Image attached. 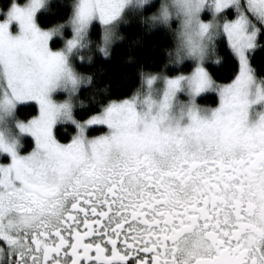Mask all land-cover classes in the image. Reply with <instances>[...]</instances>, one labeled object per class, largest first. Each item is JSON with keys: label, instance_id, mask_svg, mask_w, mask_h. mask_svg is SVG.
<instances>
[{"label": "snow or ice", "instance_id": "1", "mask_svg": "<svg viewBox=\"0 0 264 264\" xmlns=\"http://www.w3.org/2000/svg\"><path fill=\"white\" fill-rule=\"evenodd\" d=\"M147 3L72 0L66 24L50 29L38 23L47 0L0 9V264H264V74L252 63L264 0L160 4L150 25L180 19L170 56L192 71L141 73L130 96L73 116L74 94L92 79L74 61L91 60L82 51L93 45L109 57L116 29ZM65 26L70 38L50 47ZM221 38L235 64L222 84L205 66L221 62ZM210 90L218 106H199ZM24 101L39 105L26 122L16 118ZM61 122L77 129L66 144L53 132ZM92 125L107 132L89 137ZM23 135L34 140L26 153Z\"/></svg>", "mask_w": 264, "mask_h": 264}, {"label": "trees", "instance_id": "2", "mask_svg": "<svg viewBox=\"0 0 264 264\" xmlns=\"http://www.w3.org/2000/svg\"><path fill=\"white\" fill-rule=\"evenodd\" d=\"M10 0H0V8H6ZM72 0H49L47 8L38 12V23L45 29L57 25H65L71 13ZM159 1L144 6L139 13H131L126 23H121L117 28V37L111 46L109 57H103L93 49H84L82 54L92 59L81 61L77 58L74 63L77 71L84 76H90L91 82L83 84L75 93L73 99V116L78 121L88 119L100 110L102 99H114L130 96L140 84L141 73L163 75L185 74L192 71L191 61L176 65L172 57L177 44V23L168 25H150L153 14L158 12ZM64 38H55L53 48H61L70 38L71 30L65 26ZM99 26L92 30L91 39L99 38ZM264 44V41H261ZM217 53L221 58L220 63L215 62V57L205 63L213 80L217 83H227L235 70L234 60L229 53L227 42L220 39L217 42ZM252 63L259 74H264V48L258 49L252 57ZM218 96L215 93H206L198 98V103L207 106H216ZM38 108L34 103L20 104L17 107L16 117L26 121L37 115ZM106 126L97 125L88 129L89 137L103 134ZM74 124L61 122L55 126V133L63 143L69 142L76 134ZM26 150L33 147V140H26Z\"/></svg>", "mask_w": 264, "mask_h": 264}, {"label": "rangeland", "instance_id": "3", "mask_svg": "<svg viewBox=\"0 0 264 264\" xmlns=\"http://www.w3.org/2000/svg\"><path fill=\"white\" fill-rule=\"evenodd\" d=\"M49 0H47V2H48ZM155 1H157V0H148V3L146 4V5H144V6H147V5H150V4H152V3H154ZM159 1V4H167L168 6H169V9L170 10H172V0H158ZM143 6V7H144ZM1 9V8H0ZM206 19L207 18H210V17H205ZM173 21H175L176 23H177V44H176V48H177V46H179L180 45V43L182 42V37H181V32H182V28H181V21H180V19L179 18H177V17H175V16H173V17H171V19L169 20V23L168 24H170L171 22H173ZM167 24V25H168ZM70 30H71V28L70 27H68ZM64 32H65V29H64ZM116 36H117V29H116ZM55 38H64V33H63V35H61V36H54L53 38H52V40L49 42V44H50V47H52V41L55 39ZM116 39H114L113 40V43H114V41H115ZM219 41V40H218ZM112 43V44H113ZM62 48V47H61ZM175 48V49H176ZM59 49V48H58ZM175 55V50H174V53H173V56ZM209 60H211V59H209ZM209 60H207V61H209ZM186 61H190V60H186ZM186 61H184V62H182L181 64H183V63H185ZM206 61V62H207ZM205 62V63H206ZM177 65V64H176ZM193 65V64H192ZM193 67H194V65H193ZM83 84H85V83H83ZM83 84H81L80 86H79V88L83 85ZM206 93H215L217 96H218V99H219V95H218V93H216L215 91H212V90H210V91H207V92H204V93H201L199 96H197L196 97V103L199 105V106H201V107H203V108H215V107H217L218 106V104H219V100H218V103H217V105L216 106H207V105H201V104H199L198 103V98L201 96V95H203V94H206ZM66 93H64V94H60V95H58L56 98L57 99H59V100H63L65 97H66ZM74 96H75V94H74ZM73 99H74V97H73ZM181 99L182 100H184V99H187V97H186V95H181ZM27 103H34V104H36L37 105V108H38V113H37V115L39 114V105L35 102V101H24V102H21L20 104H27ZM19 104V105H20ZM18 107V106H17ZM36 115V116H37ZM17 118V117H16ZM18 119V118H17ZM18 120H20V119H18ZM20 121H22V120H20ZM26 122V121H25ZM71 123V122H70ZM95 126H97V125H92V126H89V129L90 128H92V127H95ZM102 126V125H101ZM104 126V125H103ZM53 131H55V127H54V129H53ZM107 132V131H106ZM87 134V133H86ZM104 134V133H103ZM76 135V134H75ZM74 135V136H75ZM99 135H102V134H99ZM25 138H32L31 136H29V135H23L22 137H21V149H20V151L22 152V150L23 149H25V147L26 146H28V144H26V142H25ZM66 144V143H65ZM33 145H34V140H33ZM0 162H4L3 160H2V158H0Z\"/></svg>", "mask_w": 264, "mask_h": 264}, {"label": "flooded vegetation", "instance_id": "4", "mask_svg": "<svg viewBox=\"0 0 264 264\" xmlns=\"http://www.w3.org/2000/svg\"><path fill=\"white\" fill-rule=\"evenodd\" d=\"M32 118H30V119H28V120H31ZM28 120H26V121H28ZM65 123H68V124H72V123H70V122H65ZM54 132V135L56 136V138L59 140V137L57 136V134L55 133V131H53ZM26 140H33V138H25ZM24 139V140H25ZM60 141V140H59ZM71 141V140H70ZM69 141V142H70ZM61 142V141H60ZM69 142H66V143H69ZM61 143H63V142H61ZM34 146V145H33ZM32 149H30V150H26V149H23L22 150V153H26V152H29V151H31Z\"/></svg>", "mask_w": 264, "mask_h": 264}, {"label": "clouds", "instance_id": "5", "mask_svg": "<svg viewBox=\"0 0 264 264\" xmlns=\"http://www.w3.org/2000/svg\"><path fill=\"white\" fill-rule=\"evenodd\" d=\"M122 37H118V39H121Z\"/></svg>", "mask_w": 264, "mask_h": 264}]
</instances>
